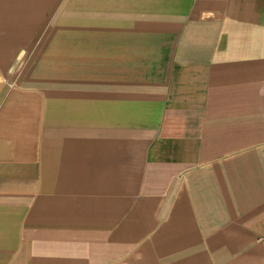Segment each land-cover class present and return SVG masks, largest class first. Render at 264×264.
<instances>
[{
	"label": "crops",
	"instance_id": "obj_1",
	"mask_svg": "<svg viewBox=\"0 0 264 264\" xmlns=\"http://www.w3.org/2000/svg\"><path fill=\"white\" fill-rule=\"evenodd\" d=\"M0 264H264V0H0Z\"/></svg>",
	"mask_w": 264,
	"mask_h": 264
}]
</instances>
